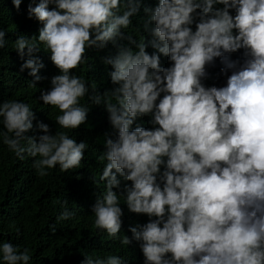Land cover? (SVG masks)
Here are the masks:
<instances>
[{
    "label": "clouds",
    "instance_id": "obj_1",
    "mask_svg": "<svg viewBox=\"0 0 264 264\" xmlns=\"http://www.w3.org/2000/svg\"><path fill=\"white\" fill-rule=\"evenodd\" d=\"M12 2L19 9L22 0ZM34 5L38 37L21 35L14 49L22 58L50 52L58 74L39 99L60 114L53 131L37 125V139L26 135L33 108L4 101L0 135L44 177L81 168L88 144L71 131L96 114L107 119L101 174L78 226L135 258L93 254L83 264H264V0ZM5 37L0 29V49ZM86 62L92 69L76 72ZM43 66L29 58L21 67L38 81ZM74 215L65 207L57 220ZM0 257L31 260L11 242L0 243Z\"/></svg>",
    "mask_w": 264,
    "mask_h": 264
},
{
    "label": "trees",
    "instance_id": "obj_2",
    "mask_svg": "<svg viewBox=\"0 0 264 264\" xmlns=\"http://www.w3.org/2000/svg\"><path fill=\"white\" fill-rule=\"evenodd\" d=\"M39 2L40 0H22L17 9L12 0H0V29L6 32L5 47L0 49V103L7 100L28 103L33 108L36 119L33 121V129L26 135L37 139L43 134L37 125L40 122L47 123L53 131L54 123L51 119L60 114L58 109L43 107V101L39 99L41 92L50 87V79L58 74V69L50 59V52L43 46L32 57L25 54L22 58L14 49V42L21 35L38 37L30 27L28 8L29 4L36 6ZM139 16L144 21L149 19L146 12ZM107 48L110 46L102 49L103 53ZM96 56L98 53L94 52L89 58L94 59ZM29 58H36L38 63L42 62L44 65L39 70L41 79L38 81L30 75V69L21 67ZM87 69L92 67L86 62L76 72ZM107 128V119L96 114L92 123L87 122L71 131L88 144L81 168L61 173L57 166L44 177L37 174L33 158L18 159L3 144V136L0 135V243L11 242L20 251L27 248L31 256L29 264H83L86 255L93 254L121 253L135 258L134 249L121 246L120 242L106 244L107 237H93L90 240L93 236L91 230L78 226L96 178L101 174L99 170L102 162L98 160L100 146L97 145V137L101 143ZM4 131L6 130L0 123V133ZM65 207L75 215L58 221L57 217ZM51 225H55L54 232ZM0 264H4L2 257Z\"/></svg>",
    "mask_w": 264,
    "mask_h": 264
}]
</instances>
